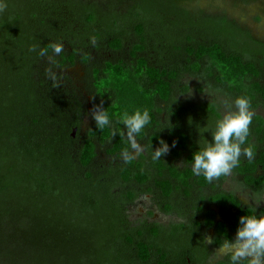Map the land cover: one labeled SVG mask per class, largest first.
Returning <instances> with one entry per match:
<instances>
[{
    "label": "trees",
    "instance_id": "16d2710c",
    "mask_svg": "<svg viewBox=\"0 0 264 264\" xmlns=\"http://www.w3.org/2000/svg\"><path fill=\"white\" fill-rule=\"evenodd\" d=\"M194 1L6 0L0 13V247L7 221L10 264H59L67 243L76 248L70 264H209L218 246L235 237L241 216L255 208L264 215V206H244L221 190L228 176L209 184L191 172L192 154L203 144L199 129L212 128L221 114L213 103L180 98L190 90L185 77L231 102L246 94L253 111L264 110V42L225 15L186 9ZM54 44L63 46L58 55ZM77 66L78 85L65 74ZM96 106L109 111L111 129L95 125ZM144 108L152 124L136 137L145 150L133 157L119 116ZM160 140L170 151L154 161ZM248 140L255 158L242 156L231 175L257 200L264 197L259 115ZM142 196L178 221H129L126 211ZM50 202L71 209L70 218L51 214ZM36 239L38 248L30 245ZM4 253L0 248V258ZM215 264H228V256Z\"/></svg>",
    "mask_w": 264,
    "mask_h": 264
},
{
    "label": "clouds",
    "instance_id": "9594fccd",
    "mask_svg": "<svg viewBox=\"0 0 264 264\" xmlns=\"http://www.w3.org/2000/svg\"><path fill=\"white\" fill-rule=\"evenodd\" d=\"M6 8V0H0V13ZM51 47L57 55L63 51L61 44H54ZM30 50L35 51V47ZM40 55H45V52L42 50ZM254 115L251 98L246 94L238 95L231 104L225 103L224 112L215 120L214 126L210 128L206 125L198 131L199 136L203 138V144L192 154L190 164L192 174L197 177L203 176L211 184L221 177L231 175L233 169L240 166L242 156L249 162L254 160L255 146L248 140ZM92 119L97 128L111 129L112 116L102 106H96ZM119 122L126 129L131 148L137 154L142 153L145 149L137 142L136 137L152 124L151 111L148 108L136 109L131 113L124 111L119 116ZM167 122L171 124L169 120ZM118 131L112 130V135H117ZM205 133L210 134L211 140L205 138ZM175 146L176 141H173L171 147ZM169 151V144L160 140L159 147L153 150L152 159L159 160ZM122 155L126 162L131 159L127 150ZM184 163L182 161L178 166ZM262 202L264 197L258 196L256 206ZM205 240L207 244H213L212 237H206ZM217 250L228 256V264H245V262L264 264V215H256L255 208L252 214L241 216L235 237L224 240Z\"/></svg>",
    "mask_w": 264,
    "mask_h": 264
},
{
    "label": "rangeland",
    "instance_id": "374dc122",
    "mask_svg": "<svg viewBox=\"0 0 264 264\" xmlns=\"http://www.w3.org/2000/svg\"><path fill=\"white\" fill-rule=\"evenodd\" d=\"M98 1L100 3L107 2V0H93ZM129 3L125 2L122 3L119 7V9L122 10V8H126V6ZM186 9H188L191 12H197L202 11L204 14L207 15H225L229 19L235 21L237 24H239L241 27L247 29L250 31L252 36L260 41L264 42V0H257L256 2L249 3V4H242L236 0H196L193 3L186 6ZM65 74H67L76 85H78V81L82 78V68L80 66L75 67L74 69L67 71ZM183 82L189 86V92L184 95L180 96L182 100L190 101L193 103H200V102H210L217 106L219 112L222 114L224 112V104L228 103L231 104L232 102L217 93H213L208 91L207 89L203 91H199V87L202 85L201 82L198 80L186 77ZM255 115H259L264 120V111L263 110H256L254 111ZM132 156L136 157L137 153L134 150L132 152ZM226 183H224L223 188L227 191H234L238 192L239 198L242 200L243 203L248 204L249 196L246 192H242L240 189H236V185L234 182H232V176H228ZM45 205V204H44ZM46 208H49L50 213L57 215L58 219L62 218H70V210L67 208H60L57 206L56 202H50L48 206H45ZM34 210V209H33ZM61 211H63L65 214L63 216L58 215ZM126 215L128 216V220L131 222H137L140 220L147 219L150 222H156L163 225H168L172 222H177L178 219L173 216H166L161 214L156 207L153 205V203L150 200V197H141L136 204L128 208L126 211ZM65 216V217H64ZM25 221H27L25 219ZM22 221L21 224L22 227L26 226V222ZM4 231L2 234V247L3 250H5V253L3 255V258H0V264H10L11 259H13V253H12V242L10 241L9 235H11V231L9 230V224L6 221L3 225ZM23 234L19 235V239H23ZM71 237V236H70ZM37 239L32 242L31 246H38L40 247ZM37 244V245H36ZM76 248L72 246L71 243H67L66 246L63 248L61 246V252L60 254V261L59 264H70L74 263L75 256H76ZM10 253V254H8ZM81 257V261L85 262V260L88 258V254L86 249L81 250V254L79 255ZM224 254L219 253L218 251L215 252L212 259L209 261V264H215L216 261L220 260Z\"/></svg>",
    "mask_w": 264,
    "mask_h": 264
},
{
    "label": "flooded vegetation",
    "instance_id": "af4514ba",
    "mask_svg": "<svg viewBox=\"0 0 264 264\" xmlns=\"http://www.w3.org/2000/svg\"><path fill=\"white\" fill-rule=\"evenodd\" d=\"M186 78V77H185ZM184 78V79H185ZM210 103V102H209ZM216 106V105H215ZM217 107V106H216ZM257 110H259V109H257ZM260 110H262V109H260ZM219 111V110H218ZM256 111V110H255ZM264 111V110H263ZM221 114V113H220ZM230 176V175H229ZM232 176V175H231ZM229 177H227V179H228ZM227 179H226V181H227ZM226 181L224 182V183H226ZM232 182H234V184L236 185V189H240L242 192H246L247 193V195L249 196V190H247V189H245L241 184H240V182L238 181V179L236 178V177H232V180H231ZM224 183L222 184V187H221V190H223V191H225V192H228V193H233L234 195H235V197L241 202V204L242 205H244V206H250V205H253V206H255V207H258V208H262L263 206H264V202H262L259 206H256V200H253V199H251L250 197V199H249V201H250V203H248V204H245V203H243L242 202V200L239 198V196H238V192H235V188H234V191L232 190V191H227V190H225L224 188H223V186H224ZM143 197V196H142ZM144 197H147V196H144ZM148 197H150V200H151V202H152V199H151V196H148ZM141 198V197H140ZM139 198V199H140ZM138 199V200H139ZM138 200L135 202V204L138 202ZM153 203V202H152ZM153 205H154V203H153ZM155 206V205H154ZM156 207V206H155ZM157 209V208H156ZM176 218V217H175ZM147 220V219H146ZM150 222V221H149ZM209 234L211 235L212 234V232L210 231L209 232ZM216 251H218V250H215V252Z\"/></svg>",
    "mask_w": 264,
    "mask_h": 264
},
{
    "label": "water",
    "instance_id": "95a60500",
    "mask_svg": "<svg viewBox=\"0 0 264 264\" xmlns=\"http://www.w3.org/2000/svg\"><path fill=\"white\" fill-rule=\"evenodd\" d=\"M75 132H76V130H75V129H73V133H72V135H73V136L75 135Z\"/></svg>",
    "mask_w": 264,
    "mask_h": 264
}]
</instances>
